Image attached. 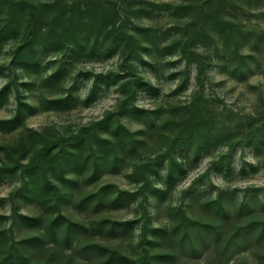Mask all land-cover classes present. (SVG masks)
Segmentation results:
<instances>
[{"label":"rangeland","instance_id":"374dc122","mask_svg":"<svg viewBox=\"0 0 264 264\" xmlns=\"http://www.w3.org/2000/svg\"><path fill=\"white\" fill-rule=\"evenodd\" d=\"M118 6L126 49L92 50V34L29 63L14 53L24 11L0 36V264H264V0ZM130 79L139 111L118 114ZM67 94V109L45 108ZM107 112L118 145L97 168L40 161Z\"/></svg>","mask_w":264,"mask_h":264},{"label":"trees","instance_id":"16d2710c","mask_svg":"<svg viewBox=\"0 0 264 264\" xmlns=\"http://www.w3.org/2000/svg\"><path fill=\"white\" fill-rule=\"evenodd\" d=\"M121 0H0V14L4 11L5 22L0 25V36L3 34H9L10 37H14L19 33V20L22 12H26L27 24L25 29L27 31L26 38L17 43L14 53L20 58L29 63H37L39 61L37 48L61 50L65 47L71 49L84 48L86 43L90 42V35H94V39L90 48L96 50L99 46H103L104 41L108 40V48L113 46H123L128 48L132 45L133 35L128 32L121 33L116 28L118 20L127 19L129 12H124L119 9L118 2ZM124 15V17H123ZM123 17V19H122ZM46 20V22H45ZM84 21V22H83ZM12 31V33L10 32ZM85 36V37H82ZM103 39V43L100 46V40ZM57 72L58 70L50 73L46 77L45 87L57 85ZM113 77H117L113 74ZM55 81V82H54ZM138 81L130 79L125 85H127L126 97L121 100L119 106V113L124 110L138 112L139 109L134 106L132 100L134 98V92ZM57 87V86H56ZM70 96H58L45 99V108L47 109H64L68 108V102ZM131 108V109H130ZM114 115L111 112H107L101 119L92 121L87 126H82L77 134L70 136L68 146L62 140L58 139L57 142L48 143L43 145V152L41 153L40 161L50 162L53 159H60L62 162L70 163L72 160L77 161L78 165L87 163L92 157L93 167L97 168L99 160L103 161L107 156L108 146L111 149L117 150L118 143L116 140H110L108 137L103 136L102 133L110 132L113 124H115V136L119 130L120 121H114ZM108 136V135H107ZM110 137V135H109ZM116 138V137H115ZM88 143L89 154H85V157L81 160L82 146ZM59 144L60 151L55 154H51L52 150ZM66 148H69L68 150ZM70 149H76L74 153ZM38 159V158H37ZM39 160H32L33 168L27 172L31 173L34 178V174L37 172V164ZM92 167V168H93ZM93 168V169H94ZM96 171V169H94ZM65 179V178H64ZM94 194L88 195L87 201L93 200ZM92 202V201H91ZM103 206V202L99 201L97 207ZM36 219V218H35ZM193 240V238H192ZM227 244V242H226ZM231 244V243H230ZM229 244V245H230ZM241 243L234 242L232 245H239ZM1 264H5L1 262Z\"/></svg>","mask_w":264,"mask_h":264}]
</instances>
